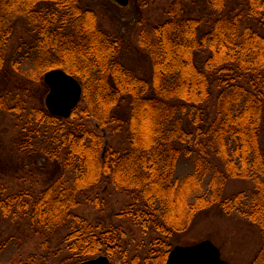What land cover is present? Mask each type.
<instances>
[{"label":"trees","instance_id":"1","mask_svg":"<svg viewBox=\"0 0 264 264\" xmlns=\"http://www.w3.org/2000/svg\"><path fill=\"white\" fill-rule=\"evenodd\" d=\"M204 3L208 15L198 17L184 0H172L164 20L140 30L138 44L151 63L145 77L124 64L125 39L101 29L84 0H0V75L8 72L7 48L16 24L22 23L27 37L17 51L21 65L29 66L23 70L27 82L33 69L43 75L60 68L78 80L83 102L62 118L42 102L27 109L19 92L29 95V84L22 78L12 79L14 89L0 90V111L20 119L26 115L12 141L16 152L33 158L31 164L36 156L42 158L41 169L52 165L39 192L4 195L0 190V230L2 225L20 227L22 238L44 239L43 248L62 237L73 264L94 255L114 257L120 228L95 231L75 212L91 202V189L108 179L131 199L124 213L132 223L163 237L151 240L155 248L140 264H163L176 234L214 204L226 212L243 210L258 225L261 247L250 264H264V149L259 139L264 0H242L234 13L223 12L226 0ZM15 59L9 62L17 65ZM214 85L218 91L210 116ZM81 118L123 130L125 145H106L98 128ZM182 158L193 159V170L184 177L177 173ZM231 178L250 181V193L222 198ZM15 237L12 231L8 236L0 232V259ZM6 261L1 264L11 259Z\"/></svg>","mask_w":264,"mask_h":264},{"label":"rangeland","instance_id":"2","mask_svg":"<svg viewBox=\"0 0 264 264\" xmlns=\"http://www.w3.org/2000/svg\"><path fill=\"white\" fill-rule=\"evenodd\" d=\"M171 2L172 0H128L126 5H120L115 0H84V4L95 12L97 24L101 29L125 39L126 50L120 57L124 64L137 75L145 77L150 75L151 63L146 51L139 47V32L164 20ZM184 2L192 15L198 17L208 15L204 0H184ZM241 2L242 0H226L223 12L234 13L241 8ZM26 37L27 28L22 23H17L6 52L5 68L8 72L5 76L0 75V90L5 87L14 89L16 86L13 78L19 81L22 78L25 85L29 84L23 71L29 66L21 65L22 62L19 60L22 59V53L17 51L19 43L26 40ZM17 55L18 58L15 59ZM13 56L17 65L9 62L10 57ZM21 66L25 67L21 68ZM36 72L33 69L34 74H30L32 77L29 76V80H32L29 84V95L23 94L22 90L19 92L20 97H24L22 100L25 101L27 109L38 105L39 102L44 104V98L48 92V87L43 83V75ZM217 91L218 88L214 85L212 98L208 103L210 116H213L212 109ZM78 105L82 107L83 102L81 101ZM25 119L26 115L20 119L0 111V190L4 195L39 192L46 185L49 172L52 170V165H49L50 168L41 169L40 163L45 162L39 156H36L37 163L31 164L30 161L33 158L24 157L16 152L12 141L18 137ZM81 121L98 128L99 133L104 136L106 145L112 144L114 147L125 145L123 130L100 128L93 120L85 118H81ZM259 139L264 149V120ZM37 148V152L41 153L39 147ZM213 164L220 167L217 159L213 160ZM177 169L180 177L189 175L193 170V159L182 158ZM207 182L208 176L203 180V184L206 186ZM251 187L252 184L248 180L228 179L222 190V198L241 191L249 194ZM88 198L91 202L78 206L75 210L77 214L86 218L94 229L116 226L120 228V234L122 231L120 247L115 249L114 257L108 258L109 264H140V259L147 255L150 248H155V245L151 247V240L163 239L160 236L156 237L157 232L154 228L144 230L141 226L132 223L130 215L124 213V210L130 206L131 199L126 194L116 191L108 179L91 189ZM242 212L243 210L226 212L217 204L211 205L196 214L188 230L176 234L171 246L191 245L201 240H209L218 247L221 258L228 263L250 264L261 247V233L258 225L252 223ZM19 229L20 227L2 225L1 234L8 236L12 231L16 237L0 259V264L8 259H11L10 264H73V260L66 256L67 250L62 237H53L48 247L43 248L40 244L44 239H25L24 236L22 238L18 232ZM96 256L98 255L93 257Z\"/></svg>","mask_w":264,"mask_h":264},{"label":"water","instance_id":"3","mask_svg":"<svg viewBox=\"0 0 264 264\" xmlns=\"http://www.w3.org/2000/svg\"><path fill=\"white\" fill-rule=\"evenodd\" d=\"M126 5L128 0H115ZM43 82L48 87L44 105L52 115L67 118L79 103L82 88L78 80L60 68L43 74ZM79 264H109L105 255H98L81 261ZM164 264H230L220 256V251L209 240H201L191 245H174L167 254Z\"/></svg>","mask_w":264,"mask_h":264}]
</instances>
